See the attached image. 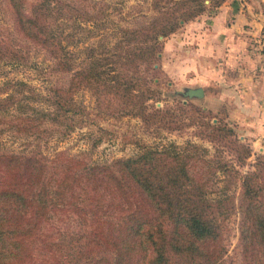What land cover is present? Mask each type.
<instances>
[{"label": "trees", "instance_id": "1", "mask_svg": "<svg viewBox=\"0 0 264 264\" xmlns=\"http://www.w3.org/2000/svg\"><path fill=\"white\" fill-rule=\"evenodd\" d=\"M6 2L19 31L57 58L62 68L71 69L61 33L53 27L56 18L65 16L68 1L34 0L30 11L25 10L24 0ZM170 2L177 6L194 3L178 17L168 10ZM153 7L159 13L149 30L134 29L130 35L151 37L154 42L145 47L136 44L135 49L142 48L133 59L156 56L158 36L173 32L181 21L201 13L206 4L204 0H154ZM126 43L131 45L130 40ZM99 66L94 61L78 68L79 81L97 92L109 84L116 98L134 107L132 88L143 85H135L133 76L126 74L124 81L113 84V67L100 70ZM104 73L112 77L109 83ZM10 82L0 84V136L6 131L24 133L36 142L14 151L0 141V264H64L59 260L63 257H70L65 264H74L83 249L68 251L69 242L62 246L52 234L54 215L61 211L79 216L84 233L110 243L113 258L98 257L107 264H134L137 251L144 258L142 264H218L219 217L232 209L233 199L208 196L205 183L194 175L187 160L188 152L198 148L143 146L137 155L107 162L85 161L63 151L48 156L41 149V139L55 131L66 134L71 126L65 121L64 97L56 90L46 108H36L22 87L13 88ZM166 112H147L146 117L150 123L164 125L173 120ZM245 151L250 152L247 147ZM256 164L242 179L239 207L243 238H259L264 244V153Z\"/></svg>", "mask_w": 264, "mask_h": 264}, {"label": "rangeland", "instance_id": "2", "mask_svg": "<svg viewBox=\"0 0 264 264\" xmlns=\"http://www.w3.org/2000/svg\"><path fill=\"white\" fill-rule=\"evenodd\" d=\"M67 1L69 6L65 5V16L56 18L53 27L59 35L61 33L71 69L62 68L57 58L24 36L17 28L6 0H0V49L3 52L0 84L12 81L11 87H22L23 95L36 108H46L50 101L48 97L54 98L58 90L68 108L65 121L71 125L69 131L66 134L55 131L42 138V151L48 156L63 151L85 161L107 162L137 155L143 146L163 148L175 144L183 149L198 148L188 152L187 160L194 175L205 183L208 196L229 195L233 199L232 209L219 217L221 256L217 263L264 264V244L260 239L243 238V216L239 207L242 179L256 169L258 156L264 153V138L260 143H254L243 130L235 102L214 99V87L203 78H194V70L188 67L193 61L187 53L192 42L187 35L184 39L183 35L180 40L176 38L184 23L203 12L213 14L224 0L220 4V0L211 3L204 0L206 7L201 13L181 21L166 36H158L161 40L158 54L145 60L133 57L138 55V49L151 46L153 39L130 35V31L149 30L159 13L153 7L154 0ZM33 2L24 0L26 11H30ZM193 3L177 6L170 2L166 5L172 15L179 17L180 12ZM262 34L251 40L249 50L252 54L264 52ZM134 38H138L136 43ZM129 40L131 45L126 43ZM138 43L142 47L135 49ZM94 61L99 63L100 70L113 67L115 77L103 74L107 79L112 78L113 84L116 80L124 81L126 74L133 76L135 85H143L132 88L134 107L116 98L109 84L97 92L79 81L77 69ZM105 83H109V79ZM198 85L204 89L202 98H189L181 93L187 86ZM140 107L144 108V115L139 112ZM157 110L167 111L173 120L164 125L150 123L147 112ZM0 141L4 148L14 151L25 150L36 142L31 135L8 131L0 136ZM246 147L250 150L248 154L244 153ZM261 177L264 178V170ZM54 217L53 238L62 246L69 242L66 245L68 251L74 247L83 249L74 264H107L104 260L113 258L110 243L84 233L79 216L61 211ZM56 228L58 231L54 230ZM63 253H66L65 247ZM100 255L105 259H98ZM69 258L59 260L65 264L70 262ZM143 261L137 251L134 264Z\"/></svg>", "mask_w": 264, "mask_h": 264}, {"label": "crops", "instance_id": "3", "mask_svg": "<svg viewBox=\"0 0 264 264\" xmlns=\"http://www.w3.org/2000/svg\"><path fill=\"white\" fill-rule=\"evenodd\" d=\"M180 30L176 38L187 35L192 42L187 53L194 78L214 87V99L233 100L245 134L260 143L264 138V52L252 54L249 47L255 36L264 33V0H224L213 14L203 12Z\"/></svg>", "mask_w": 264, "mask_h": 264}, {"label": "water", "instance_id": "4", "mask_svg": "<svg viewBox=\"0 0 264 264\" xmlns=\"http://www.w3.org/2000/svg\"><path fill=\"white\" fill-rule=\"evenodd\" d=\"M181 93L185 97H196V98H202L204 96V89L202 86H187Z\"/></svg>", "mask_w": 264, "mask_h": 264}]
</instances>
